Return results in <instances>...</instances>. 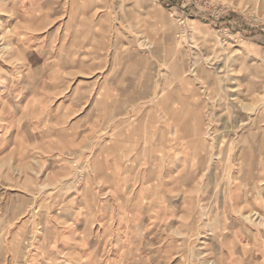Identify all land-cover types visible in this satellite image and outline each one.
<instances>
[{
	"label": "rangeland",
	"instance_id": "obj_1",
	"mask_svg": "<svg viewBox=\"0 0 264 264\" xmlns=\"http://www.w3.org/2000/svg\"><path fill=\"white\" fill-rule=\"evenodd\" d=\"M13 2L0 264H264V0Z\"/></svg>",
	"mask_w": 264,
	"mask_h": 264
},
{
	"label": "bare ground",
	"instance_id": "obj_2",
	"mask_svg": "<svg viewBox=\"0 0 264 264\" xmlns=\"http://www.w3.org/2000/svg\"><path fill=\"white\" fill-rule=\"evenodd\" d=\"M14 0H0V6H1V9L2 7H6V5L8 6L9 4L11 5H14ZM2 10H6L5 9H2ZM5 15L7 16V12H3V11H0V30L2 29V26H3V23H4V17H2V15ZM8 30L7 31H3L0 33V46L3 45L2 48H4L5 50H8L10 47H11V43L10 42H5V40L7 39L8 37ZM0 48V49H2Z\"/></svg>",
	"mask_w": 264,
	"mask_h": 264
},
{
	"label": "trees",
	"instance_id": "obj_3",
	"mask_svg": "<svg viewBox=\"0 0 264 264\" xmlns=\"http://www.w3.org/2000/svg\"><path fill=\"white\" fill-rule=\"evenodd\" d=\"M164 2V0H162Z\"/></svg>",
	"mask_w": 264,
	"mask_h": 264
}]
</instances>
